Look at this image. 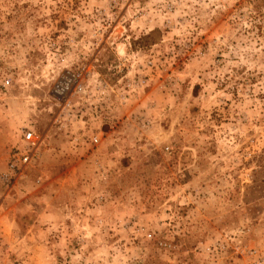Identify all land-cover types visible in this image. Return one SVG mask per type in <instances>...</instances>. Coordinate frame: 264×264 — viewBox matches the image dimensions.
<instances>
[{
  "label": "rangeland",
  "instance_id": "1",
  "mask_svg": "<svg viewBox=\"0 0 264 264\" xmlns=\"http://www.w3.org/2000/svg\"><path fill=\"white\" fill-rule=\"evenodd\" d=\"M0 264H264V0H0Z\"/></svg>",
  "mask_w": 264,
  "mask_h": 264
},
{
  "label": "built area",
  "instance_id": "2",
  "mask_svg": "<svg viewBox=\"0 0 264 264\" xmlns=\"http://www.w3.org/2000/svg\"><path fill=\"white\" fill-rule=\"evenodd\" d=\"M5 83L8 84L9 80H6ZM80 89H82L80 84L78 86L75 84L73 85L70 81L63 85L64 92L68 90L79 91ZM91 141L96 143L98 137H92ZM37 144L38 137L35 132L30 128L24 129L20 136V144L15 146L12 151V156L8 162V168L5 174H14L22 165L30 163L36 156Z\"/></svg>",
  "mask_w": 264,
  "mask_h": 264
}]
</instances>
